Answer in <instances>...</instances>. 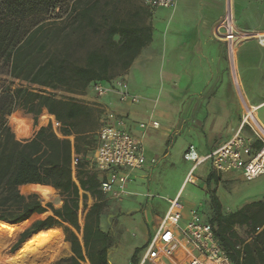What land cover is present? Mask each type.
<instances>
[{"label":"trees","instance_id":"trees-1","mask_svg":"<svg viewBox=\"0 0 264 264\" xmlns=\"http://www.w3.org/2000/svg\"><path fill=\"white\" fill-rule=\"evenodd\" d=\"M94 7L84 0H0V65L10 78L0 87V230L21 226L0 240V263L22 254L32 243L56 238L68 242L71 253L57 264H110L114 238L102 226L103 195H107L100 190L104 177L90 165L102 110L76 96L86 95L94 81H109L115 64L126 71L151 41V26L111 25L109 38L118 36L112 55L94 49L80 60L70 34L89 27L97 31L91 16ZM62 13L69 23L59 27L54 22ZM58 90L70 96L58 95ZM17 110L31 115L34 126L38 117L42 124L53 119L56 129L49 121L26 138L32 132L31 121ZM13 112L9 126L7 116ZM10 127L23 139H16ZM218 182L215 172L207 174L208 187ZM19 187L47 199L55 189L61 205L44 203L36 193L25 195ZM208 193L213 211L209 222L232 263L264 264V199L222 213L215 191ZM87 195L94 199L89 206ZM80 205L85 212L82 225ZM47 211L51 214L25 226L32 215ZM236 227H245L248 239ZM139 259L135 248L130 263L138 264Z\"/></svg>","mask_w":264,"mask_h":264},{"label":"rangeland","instance_id":"rangeland-1","mask_svg":"<svg viewBox=\"0 0 264 264\" xmlns=\"http://www.w3.org/2000/svg\"><path fill=\"white\" fill-rule=\"evenodd\" d=\"M84 1H89V4H95V7L91 12V16L94 18L97 31H94L89 27L83 31L71 32L70 38L74 42L76 57H78L80 60L83 59L88 51L94 49L112 55V43L118 45V36H113L112 39L109 38L108 31L111 25L127 24L133 26H151L150 22L152 13L143 5L142 0ZM65 14L66 13L61 14V17L58 18L56 22H54L55 25L63 27L65 23H69ZM70 28L71 26L67 28L68 31ZM161 31L162 30L160 27H154L153 41L155 40L154 48L156 50L154 49V53H156V55H153L149 61L143 62L141 65L140 62H137L133 69L127 71V73L126 71H122L118 64H115L111 68V79L116 77L123 78L128 86V91L131 94H141L143 96L142 97L139 95L140 100L138 103L127 102L122 104L125 107L127 106L128 109L136 110L139 107H144L149 111L155 108L161 111L165 108H168L167 106L169 104V100L172 104H176L174 99H180L182 97L180 92L175 94L170 93V91H168L165 87L167 85L165 84L164 86L163 84ZM59 34V38H61L62 34ZM77 40H80V42H77ZM236 55L237 63L240 65L242 62V60H240L241 57H249L252 59L243 62L244 68H247V63L251 64V67L248 70L249 72L246 73V81L241 80L245 94L251 99L257 98L258 95L264 94V48L260 47L255 40H249L238 47ZM145 64L147 68L142 67L141 69L140 66H145ZM5 71L6 68L3 65H0V87L4 81L10 80V78L5 74ZM241 72L244 73L243 68H241ZM227 73V76L225 74L224 82L222 83V86L219 90L218 98L224 99V97H227L232 99V102L228 106V115L230 119H217L215 123H212L211 120L209 121V125L212 123V129H215L213 134L218 137H223V140L229 136V134L232 132L231 128H233L237 122V114L239 112L237 109V103L240 102L237 88L231 82L229 71ZM143 81L146 82V84L148 83L147 88H144ZM14 82L18 83L17 80ZM22 84L26 85L24 82H22ZM33 87L38 88L37 86ZM87 92V94L93 95L90 89H88ZM56 93L58 95L70 96L69 93L60 90L56 91ZM93 97L98 98L95 95H93ZM232 103L234 105H232ZM187 104L188 103H186V105ZM15 112L7 116V122L9 126L10 120ZM17 112L31 121L32 132L31 135L26 138L33 136L34 132L39 126L46 125L49 121H51L52 127L56 129L57 123L53 119H49L47 122L42 124L40 123L38 117L37 125L34 126L31 115L25 114L21 110H17ZM183 116L185 118L186 112L183 113ZM259 117L264 123V106L259 111ZM155 118L160 123H163L160 116L155 115ZM141 120L145 122L146 117L141 118ZM185 120V124H181V134L179 136H175L176 140H174L173 145L170 146L169 150L171 156L168 157L164 163H161L158 169H150L153 168L154 165L148 169H142V171L134 178V182L132 181L134 184L136 182L139 185L137 193L141 195H135L132 197V194H130L127 189V193L119 197L103 195V199L105 201V218L103 220L102 226L105 229H108L114 238L113 246L109 250L113 264H131L130 257H127V254L124 253V249L122 250V253L118 254L120 249V238L122 235L128 236L136 241L138 246L137 249H139L140 255L144 250V246H142L144 241L139 238L136 230L139 228L138 223H142L139 212H141V208L147 203L148 198L163 204L165 203L166 199L172 198L179 189V197L180 202L183 205V213H188L190 209H197L208 220L213 215L209 200V190L215 191L220 199L222 205L221 207L226 210H235L251 201L264 199V174H261L251 180L244 179L240 171L226 172L222 175V177H224L223 180L221 179V174H216L221 184L215 187L216 184L212 183L208 187L205 184V178L209 172L213 171L212 169H208L209 162L202 163L197 167V169L194 168L191 170V178H195V182L189 181L188 179V181L183 183V180L188 176L190 167L192 165L191 162L183 160L184 150L190 146V143L192 146L193 144L196 145L200 150L202 148L201 143L197 140V138L193 137L192 133L189 131L192 128L190 120H187L186 118ZM10 128L16 139H23L18 136V131L16 129L12 127ZM207 128L209 130L211 127L207 126ZM144 135L157 139L160 135V131L153 132L146 129ZM203 152H206V150H203ZM132 182H130V184ZM129 187L128 189H130ZM19 190L25 195L36 193L44 203L51 202L54 207H59L61 205L60 195L55 189L50 199L43 198L41 194L35 191L26 190L21 187H19ZM93 201L94 199L90 195H87V205H91ZM139 205H141L140 208ZM138 208L139 211L137 210ZM84 213L85 212L80 205V209L78 211V221L80 225L83 224ZM126 213L127 215H125ZM223 213H226V211L224 210ZM49 214H51L50 211H47L43 214H34L29 218V222L26 223L25 226L29 224V227L35 220L44 219ZM20 228L21 226L12 231L0 230V240L7 237L13 231L19 230ZM236 230L242 238L248 239V233L245 227H236ZM48 242H55L62 246L61 255L56 257V259L49 264H57L61 258L70 256L71 253L68 242L64 240H58L56 238ZM37 245L38 243H32L24 252L31 250ZM5 252L8 253L7 250ZM6 262L7 261L0 264H6ZM147 264H182V258L165 260L162 263L150 262Z\"/></svg>","mask_w":264,"mask_h":264},{"label":"crops","instance_id":"crops-1","mask_svg":"<svg viewBox=\"0 0 264 264\" xmlns=\"http://www.w3.org/2000/svg\"><path fill=\"white\" fill-rule=\"evenodd\" d=\"M149 11L152 13L150 22L151 41L140 50L130 67L126 70V73L133 69L137 62H140L141 65V63L149 61L153 55H156V53H154L155 40L153 41V30L154 27L158 26L162 30L161 58L163 84L164 86L165 84L167 85L165 87L170 93L175 94L180 92L182 97L180 99H174L176 104H172L169 100L168 108L164 110L159 111L155 108L149 111L144 107H139L136 110L128 109V107L122 105L123 103L112 93L100 98H95L93 95L89 94L77 96L87 103L95 104L99 107L102 110V117L103 115L105 116L106 113H112L115 117L123 121V128L140 141L145 156L156 160L153 168L149 166L143 169H158L159 165L164 163L165 160L171 156L169 150L170 146H172L174 140H176L175 136L181 134L180 128L181 124H185V118L190 120L192 125L189 131L202 145L200 150L193 144L199 155L209 154L233 137L240 125L244 103L259 107L257 110V117L264 125L259 117V111L264 106V94L258 95L257 98H249L245 94L241 82V80L246 81V73L249 72L248 70L251 67V64L247 63V68H244L243 62L252 59L249 57H241L240 60H242V62L240 65L237 63L236 55L237 49L241 44L249 40L256 41L252 36L255 34L258 36L259 33H264V0H175V4L171 8H150ZM224 17L229 20L230 24L228 29L230 33H232L234 29L238 34L236 44H234V39L230 40L229 51L226 43L214 34L217 28L223 23L222 19ZM259 46L264 48L261 45ZM140 67L141 69L142 67L147 68L146 64ZM241 68H243L244 73L241 72ZM228 71L232 84L237 88L240 102L237 103V109L239 111L237 114V122L235 126L231 128L232 132L229 136L223 140V137H218L213 134L215 129H212L213 126L211 125L215 123L217 119L226 120L229 118L228 106L232 102V99L227 97H224V99L218 98L219 90L224 82L225 74L227 76ZM143 84L144 88L148 87V83L146 84V82L143 81ZM136 95L142 96L141 94ZM186 103L188 104L186 105ZM232 105L234 104L232 103ZM184 112H186L185 118L183 116ZM155 115L160 116L163 123H160L155 118ZM143 117H146L145 122L141 120ZM210 120L212 121L211 125H209ZM148 121H157L159 123L157 129L147 128L153 132L160 131V135L157 139L144 135L146 129H142L140 124ZM207 126L211 128L208 130ZM189 145L192 146L191 143ZM203 150H206V152H203ZM205 162H209L208 169H212L210 161L206 160L202 163ZM202 163L195 167L191 165L189 174L184 178L183 183L188 181L189 176L191 177V170L194 168L197 169ZM141 171L142 169L134 170L130 173V181L127 183L126 189L132 194V197L141 195L137 193L139 185L136 182L135 184L133 183L134 178ZM223 174L225 173L221 174L222 180L224 179V177H222ZM191 180L195 182L196 179L193 178ZM130 182L132 183L130 184ZM219 184H221L220 181L215 187ZM128 187L130 189H128ZM177 195H179V189L172 198ZM172 198L166 199L163 204L148 198L147 203L141 208L142 210L139 213L142 223H138L139 228H137L136 232L139 238L144 241L142 246H146L158 222L167 209L168 200ZM140 207L141 205H139V208ZM139 208L137 209L138 211ZM221 208L222 213L224 210L226 213L234 211L223 209V207ZM182 214L183 222L187 219L188 213ZM125 215H127V213ZM202 218L205 221H209L203 215ZM185 246L186 243L182 240L181 245L175 251V255L171 259L182 258L185 254ZM119 247L118 254L122 253L124 249V253L127 254V257H130L134 249L138 248L134 239L123 235L120 238ZM109 255L110 253L108 254L109 262L113 264L111 255ZM165 260L170 259H164L163 261ZM147 263L150 262H146L145 264Z\"/></svg>","mask_w":264,"mask_h":264},{"label":"built area","instance_id":"built-area-1","mask_svg":"<svg viewBox=\"0 0 264 264\" xmlns=\"http://www.w3.org/2000/svg\"><path fill=\"white\" fill-rule=\"evenodd\" d=\"M142 3L149 9L171 8L175 0H142ZM222 21L214 34L226 43L229 51L230 40L234 39L236 44L238 34L234 29L230 33V23L226 17ZM255 35L252 38L264 47V33ZM90 90L98 98L115 94L122 103H137L140 100L139 95L128 91L121 77L94 81L90 84ZM258 108L248 104L244 107L240 125L229 141L207 155H199L193 146H189L183 153V159L192 162L193 167L209 160L213 172L222 174L240 171L246 180L264 174V125L257 117ZM140 127L144 130L157 129L159 123L148 121L141 123ZM256 141L260 143L258 147L254 145ZM155 162L154 158L145 156L140 141L123 128L121 119L112 113L103 115L98 130V144L90 160V165L104 177L100 184L103 193L113 197L125 195L130 173L152 166ZM74 164L75 159L72 161ZM191 179L189 176V180L194 182ZM182 213L179 195L168 200L167 209L144 247L138 264L173 258L182 240L186 243L182 264H233L215 236L214 225L203 220L197 209H190L184 222H181Z\"/></svg>","mask_w":264,"mask_h":264},{"label":"bare ground","instance_id":"bare-ground-1","mask_svg":"<svg viewBox=\"0 0 264 264\" xmlns=\"http://www.w3.org/2000/svg\"><path fill=\"white\" fill-rule=\"evenodd\" d=\"M247 106L246 103L243 104ZM62 246L55 242L39 243L36 247L7 260L6 264H49L61 255Z\"/></svg>","mask_w":264,"mask_h":264},{"label":"snow or ice","instance_id":"snow-or-ice-1","mask_svg":"<svg viewBox=\"0 0 264 264\" xmlns=\"http://www.w3.org/2000/svg\"><path fill=\"white\" fill-rule=\"evenodd\" d=\"M167 238V237H166Z\"/></svg>","mask_w":264,"mask_h":264}]
</instances>
